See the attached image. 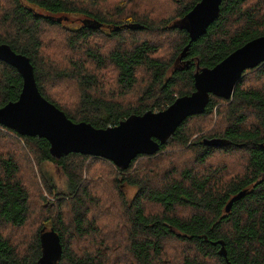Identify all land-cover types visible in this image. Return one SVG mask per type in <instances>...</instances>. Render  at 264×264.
<instances>
[{"label": "trees", "instance_id": "16d2710c", "mask_svg": "<svg viewBox=\"0 0 264 264\" xmlns=\"http://www.w3.org/2000/svg\"><path fill=\"white\" fill-rule=\"evenodd\" d=\"M102 1L0 0V44L29 59L45 100L72 122L98 129L165 110L194 91L197 70L264 36V0H223L206 34L182 55L189 38L176 23L200 0H170L172 22L158 23L127 14L124 4L104 11ZM70 15L80 24L66 25ZM161 31L169 35L163 58L155 42L139 37ZM21 89L20 74L0 61V108ZM72 94L74 101L67 99ZM213 115L219 127L207 131L201 119ZM212 139L218 145L205 143ZM48 163L63 171L67 192L55 190ZM102 173L113 180L115 194L107 199L104 183L95 180ZM125 186L135 190L130 199ZM116 201L121 225L107 258L94 215ZM50 229L62 247L57 264H108L123 252L132 264H264V62L243 73L231 99L211 96L203 114L186 118L156 154L137 156L127 169L87 155L53 158L45 139L0 125V264H37L39 236Z\"/></svg>", "mask_w": 264, "mask_h": 264}, {"label": "water", "instance_id": "95a60500", "mask_svg": "<svg viewBox=\"0 0 264 264\" xmlns=\"http://www.w3.org/2000/svg\"><path fill=\"white\" fill-rule=\"evenodd\" d=\"M223 0H200L176 25L184 28L190 45L205 35L216 20ZM0 61L12 66L22 78V89L15 102L0 108V125L20 136L43 138L49 143V153L59 159L68 154L98 157L127 169L137 156H152L174 134L188 117L204 113L211 96L229 100L237 82L246 70L264 62V36L257 37L232 52L213 68H203L194 73V91L177 98L169 107L159 112L147 111L131 115L117 126L94 128L86 122L75 123L39 93L33 67L27 57L15 53L8 45L0 44ZM218 140H205L208 145H218ZM239 192L225 206L228 213L233 202L244 196ZM41 256L37 264H57L62 247L53 229L39 236ZM219 253L226 258L224 245L219 242Z\"/></svg>", "mask_w": 264, "mask_h": 264}, {"label": "rangeland", "instance_id": "374dc122", "mask_svg": "<svg viewBox=\"0 0 264 264\" xmlns=\"http://www.w3.org/2000/svg\"><path fill=\"white\" fill-rule=\"evenodd\" d=\"M121 3V4H120ZM122 4L125 5L126 7V13H139L141 15H144V17H149L148 19L158 23L161 20H173L174 16H175V4L172 3L170 0H105L99 3L100 9L103 8V10H107L110 8H112L113 6H122ZM137 13V14H138ZM78 17L74 16V15H70L68 18H66L65 24L69 25V26H77L80 24V22L78 21ZM160 34L154 33V35H150V36H144V35H139L140 38L143 39H147L150 40L151 42H155L158 47H159V51L157 56L160 58H163V52L164 54H168V50H167V46H168V42H169V35L167 33L164 32H159ZM100 44L105 45L104 41H99ZM167 50V51H165ZM169 57V56H168ZM104 74V73H102ZM110 75L108 73H106L105 77L108 79ZM140 79L142 78V73H140L139 75ZM253 81V76H250L247 80L248 84H251ZM140 84H142V82L140 81ZM68 86L67 84L65 85V87ZM64 88L60 89V92L62 94H64ZM133 95H135L133 93ZM72 97H67V99H70L72 101H74L75 95L72 94ZM203 125L204 122L207 125V131L210 130H217V127H219V121L217 116L213 115L211 118L208 117L206 120L201 119ZM192 126V125H191ZM194 126L198 127V122L194 123ZM201 133H196L193 136V139H195L196 137H198ZM241 158V156H236L235 158H233L232 160L229 161L230 164L235 163L236 161H239ZM188 160V159H187ZM186 161V160H185ZM46 170L48 171V173H46L48 179H50L53 182V185L55 187V190L58 192H67V178L65 177L63 171L61 170V168H57L56 165L50 164L48 163L46 166ZM96 181H102L104 183V190H105V196H103L102 199H107L109 197L108 194L114 195V188H113V180L112 178L105 174L102 173L100 175V177H97L95 179ZM123 194L125 195L126 199H130L131 196L134 194L135 190L131 187H123L122 188ZM45 197L48 198V200L53 201L54 199L49 198L46 194H44ZM111 202H113V199L110 200ZM115 206V207H113ZM121 207H118L117 205V201L112 203V204H108L106 203L104 205V210L105 212H101L99 213L98 211H96V215H94V217H96L97 222H98V230L100 231V234L98 236V239L101 241L102 238L104 240L103 242V246L100 247V250L103 251L104 253H106V257L109 258V248H111L115 242V237L118 235L117 234V230H119V224L121 225ZM151 211V208L148 209V212ZM99 213L100 216H97V214ZM110 213V214H108ZM22 237H27L28 232L26 230H24L21 233ZM21 236H18L17 239H15V241L18 243V246H20L22 248V240H21ZM89 242L86 240L84 242H81V246H84L85 249L89 248V246L87 245ZM95 246H93L94 248H96V243H94ZM76 245V244H75ZM99 246V245H97ZM106 249V250H105ZM122 254V257H121ZM110 263L108 260V264H132V263H128L126 262V254L125 252L120 253L118 257L115 258V256L110 255Z\"/></svg>", "mask_w": 264, "mask_h": 264}]
</instances>
